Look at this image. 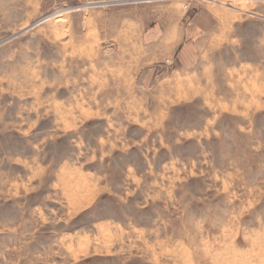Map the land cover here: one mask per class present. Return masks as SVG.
Instances as JSON below:
<instances>
[{
  "label": "rangeland",
  "instance_id": "1",
  "mask_svg": "<svg viewBox=\"0 0 264 264\" xmlns=\"http://www.w3.org/2000/svg\"><path fill=\"white\" fill-rule=\"evenodd\" d=\"M37 1L0 0V264H264V0Z\"/></svg>",
  "mask_w": 264,
  "mask_h": 264
},
{
  "label": "crops",
  "instance_id": "2",
  "mask_svg": "<svg viewBox=\"0 0 264 264\" xmlns=\"http://www.w3.org/2000/svg\"><path fill=\"white\" fill-rule=\"evenodd\" d=\"M72 1L73 0H38L37 2H39V6H42L43 2L45 6L49 7L48 10H50L57 5L68 4ZM142 1L143 3H147L151 2L152 0ZM37 10L40 11L41 9ZM159 19L160 20L158 21V23H152L150 9H145L142 21L145 24L144 28H146L145 40L148 41L147 50L149 51V53H146V58L149 60H159L165 58L166 56H169L173 59L178 58L182 62H186L187 60L192 58V51L190 54V47L192 49L193 46L194 49V45H200V39L198 41L192 40L202 34L201 30L204 29V27L207 28V25L203 26L201 29V24L197 22L198 19H196L197 24H193L192 22L187 23L185 22L187 21V18L184 16H177V18L175 16L173 18L166 15L165 17L164 15H162V12ZM183 44L187 45L185 47H182Z\"/></svg>",
  "mask_w": 264,
  "mask_h": 264
},
{
  "label": "bare ground",
  "instance_id": "3",
  "mask_svg": "<svg viewBox=\"0 0 264 264\" xmlns=\"http://www.w3.org/2000/svg\"><path fill=\"white\" fill-rule=\"evenodd\" d=\"M131 1V0H130ZM139 1V0H138ZM126 2V1H125ZM109 5V4H108ZM82 6V5H81ZM80 7V6H79ZM78 6L77 7H75V9H80ZM90 6H88V5H86V6H82V8H89ZM71 8V7H70ZM74 9V7L72 8V10ZM64 10V9H63ZM69 10H71V9H69ZM84 10V9H83ZM68 11V10H67ZM61 12H64V11H56V12H54L53 14H49V15H47V16H44L43 18H41V19H38L35 23H33V25H31V27L32 26H35V25H37V24H39L40 22H42V21H45V20H48V19H50V18H52L53 16H55V15H57V14H59V13H61ZM62 14V13H61ZM59 18V17H58ZM30 28V27H29ZM25 31V30H24ZM23 32V31H22ZM21 32V33H22ZM4 42H6V41H4Z\"/></svg>",
  "mask_w": 264,
  "mask_h": 264
},
{
  "label": "built area",
  "instance_id": "4",
  "mask_svg": "<svg viewBox=\"0 0 264 264\" xmlns=\"http://www.w3.org/2000/svg\"><path fill=\"white\" fill-rule=\"evenodd\" d=\"M85 1H87L85 5H88V6H95V5L102 6L105 3L111 4V3H116V2H122L125 0H85Z\"/></svg>",
  "mask_w": 264,
  "mask_h": 264
}]
</instances>
